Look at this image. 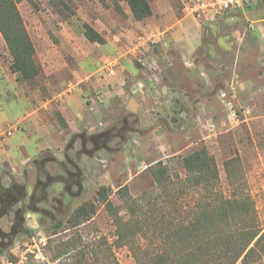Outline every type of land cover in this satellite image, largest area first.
<instances>
[{"label": "rangeland", "instance_id": "374dc122", "mask_svg": "<svg viewBox=\"0 0 264 264\" xmlns=\"http://www.w3.org/2000/svg\"><path fill=\"white\" fill-rule=\"evenodd\" d=\"M187 1L147 0L137 21L128 0H0L40 70L19 80L0 31V182L14 180L30 206L22 233L0 222V264H78L80 252L107 264L126 221L134 250L114 247L119 264L161 250L162 232L205 199L183 164L196 152L217 189L250 196L264 228V0L206 26Z\"/></svg>", "mask_w": 264, "mask_h": 264}, {"label": "trees", "instance_id": "16d2710c", "mask_svg": "<svg viewBox=\"0 0 264 264\" xmlns=\"http://www.w3.org/2000/svg\"><path fill=\"white\" fill-rule=\"evenodd\" d=\"M128 4L137 21L151 15L147 0H128ZM0 31L13 59L12 72L18 74L21 81L34 79L40 70L34 60L33 45L22 29L16 12L11 11L5 18L0 16ZM85 37L90 42L101 45L105 43L103 37L89 26L85 29ZM205 162L202 152L183 158L191 186L202 188L206 193L205 199L190 209L186 222L177 221L173 225L175 230L172 233L162 232L161 250L143 248L132 252L136 264H255L264 260V228L254 201L243 191H235L232 196H226L217 189V172L210 163H207L208 168L203 171ZM98 193L104 201L102 191ZM107 207L110 208L108 200ZM59 226L60 223L57 228ZM134 226L136 224L132 221L116 222L113 241L107 239V264H119L114 247L134 250ZM101 246L100 241L92 252L101 249ZM101 253L103 256L104 252ZM94 254L97 258V253ZM85 258L86 255L80 252L77 263L83 264Z\"/></svg>", "mask_w": 264, "mask_h": 264}, {"label": "built area", "instance_id": "2783aa9c", "mask_svg": "<svg viewBox=\"0 0 264 264\" xmlns=\"http://www.w3.org/2000/svg\"><path fill=\"white\" fill-rule=\"evenodd\" d=\"M259 0H189L184 4V13L194 18L202 26L214 23L231 21L233 16L254 5ZM11 128L2 133L1 136H10Z\"/></svg>", "mask_w": 264, "mask_h": 264}, {"label": "flooded vegetation", "instance_id": "af4514ba", "mask_svg": "<svg viewBox=\"0 0 264 264\" xmlns=\"http://www.w3.org/2000/svg\"><path fill=\"white\" fill-rule=\"evenodd\" d=\"M27 186L28 182L25 181L23 188ZM29 210V203L24 199L19 186L14 180L8 178L6 184L0 182V222L2 221L7 227L11 225V232L14 235L24 231L23 223Z\"/></svg>", "mask_w": 264, "mask_h": 264}, {"label": "crops", "instance_id": "0c3cea01", "mask_svg": "<svg viewBox=\"0 0 264 264\" xmlns=\"http://www.w3.org/2000/svg\"><path fill=\"white\" fill-rule=\"evenodd\" d=\"M103 98H104V99H103L102 101H106V100H107V94H104V97H103ZM100 101H101V100H100ZM102 101H101V102H102ZM98 106H99V107H102L103 105H102V103H99ZM77 108H78V107H77ZM72 111H73V112H72ZM72 111H71L72 113H75V114L77 113V110H76V109H75V112H74V110H72Z\"/></svg>", "mask_w": 264, "mask_h": 264}]
</instances>
